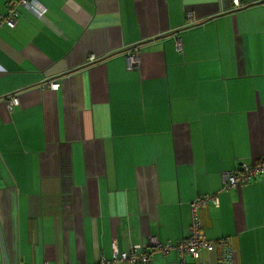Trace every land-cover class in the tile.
Segmentation results:
<instances>
[{
  "label": "crops",
  "instance_id": "0c3cea01",
  "mask_svg": "<svg viewBox=\"0 0 264 264\" xmlns=\"http://www.w3.org/2000/svg\"><path fill=\"white\" fill-rule=\"evenodd\" d=\"M12 1L0 0V264L175 244L191 201L214 194L219 207L199 212L207 239H226L234 264H264V177L222 191L224 171L264 157V3L37 0L45 19L18 7L11 28Z\"/></svg>",
  "mask_w": 264,
  "mask_h": 264
},
{
  "label": "built area",
  "instance_id": "2783aa9c",
  "mask_svg": "<svg viewBox=\"0 0 264 264\" xmlns=\"http://www.w3.org/2000/svg\"><path fill=\"white\" fill-rule=\"evenodd\" d=\"M264 3V0H260ZM12 8L9 10L6 23L11 27H15L18 17V7L28 9L37 18L45 19V13L43 7L37 0H13ZM248 4L241 2L240 0L232 1V9H243ZM178 52H182V44L178 40L176 43ZM127 65L129 69H135L139 67L141 61L137 47L128 49L126 52ZM95 62L94 57H90L86 64ZM50 89L57 91L60 87L58 83H50ZM19 105V100L16 95L7 97V106L12 111ZM264 177V157L254 162H242L234 170L224 171L222 173V191H231L239 186H245L252 184ZM209 206L215 208L219 207L218 195H205L198 197L191 201L190 208L192 214V222L190 227L189 236L175 244L162 243L157 237L148 238L145 244L133 245L129 252H118L115 248L111 259L101 258L95 264H151L153 254L168 255L175 252L178 256V261L173 264H185L186 258H191L197 262L203 251L218 253L219 264H234V250L227 242L226 239H220L218 241H210L207 239L204 229L201 224L199 212L207 209ZM50 264V263H45ZM81 264V263H76Z\"/></svg>",
  "mask_w": 264,
  "mask_h": 264
}]
</instances>
